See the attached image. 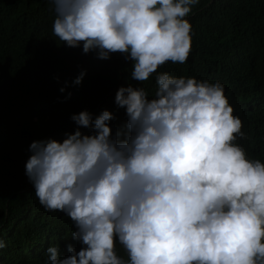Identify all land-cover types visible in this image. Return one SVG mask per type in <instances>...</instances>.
<instances>
[{
	"label": "clouds",
	"instance_id": "clouds-1",
	"mask_svg": "<svg viewBox=\"0 0 264 264\" xmlns=\"http://www.w3.org/2000/svg\"><path fill=\"white\" fill-rule=\"evenodd\" d=\"M50 2L59 41L100 59L120 53L131 80L156 87L117 89L126 121L115 130L110 110L85 109L62 140L29 144L34 194L71 219L79 244L66 255L50 245L46 264H264V162L236 143L246 134L223 84L157 71L189 56L198 0Z\"/></svg>",
	"mask_w": 264,
	"mask_h": 264
},
{
	"label": "trees",
	"instance_id": "trees-1",
	"mask_svg": "<svg viewBox=\"0 0 264 264\" xmlns=\"http://www.w3.org/2000/svg\"><path fill=\"white\" fill-rule=\"evenodd\" d=\"M54 18L50 0H0V264H46L50 245L62 255L67 243L79 248L71 219L46 211L34 194L25 175L29 144L62 140L75 129L71 115L85 109L93 116L110 110L115 130L126 121L114 103L117 89L131 83L151 96L156 87L153 77L131 80V62L120 53L100 59L63 44L52 34ZM187 19L189 56L157 71L222 83L246 134L236 143L264 162V0H198ZM116 251L126 258L118 244Z\"/></svg>",
	"mask_w": 264,
	"mask_h": 264
}]
</instances>
